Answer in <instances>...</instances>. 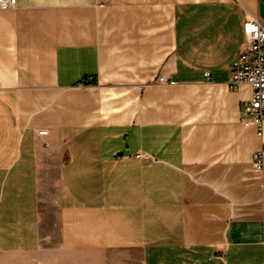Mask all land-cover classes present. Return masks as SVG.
<instances>
[{"label":"crops","instance_id":"crops-1","mask_svg":"<svg viewBox=\"0 0 264 264\" xmlns=\"http://www.w3.org/2000/svg\"><path fill=\"white\" fill-rule=\"evenodd\" d=\"M262 1L0 9V264H264V133L228 86Z\"/></svg>","mask_w":264,"mask_h":264},{"label":"built area","instance_id":"built-area-1","mask_svg":"<svg viewBox=\"0 0 264 264\" xmlns=\"http://www.w3.org/2000/svg\"><path fill=\"white\" fill-rule=\"evenodd\" d=\"M16 0H0V9L15 6ZM247 42L232 68L228 81L230 89H236L241 83L252 86V96L243 109L241 120L245 124H254L259 137L264 133V20L249 17L244 23ZM207 75L209 72H206ZM161 76V80H166ZM45 131V129H43ZM252 166L256 172L264 170V145L253 153Z\"/></svg>","mask_w":264,"mask_h":264},{"label":"water","instance_id":"water-1","mask_svg":"<svg viewBox=\"0 0 264 264\" xmlns=\"http://www.w3.org/2000/svg\"><path fill=\"white\" fill-rule=\"evenodd\" d=\"M260 16L264 20V1L260 2Z\"/></svg>","mask_w":264,"mask_h":264},{"label":"rangeland","instance_id":"rangeland-1","mask_svg":"<svg viewBox=\"0 0 264 264\" xmlns=\"http://www.w3.org/2000/svg\"><path fill=\"white\" fill-rule=\"evenodd\" d=\"M167 78V77H166ZM160 81H163V80H161V76H160ZM164 81H168V78L166 79V80H164ZM52 206V208H53V205H51Z\"/></svg>","mask_w":264,"mask_h":264}]
</instances>
